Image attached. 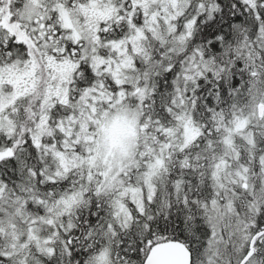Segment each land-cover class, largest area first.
<instances>
[{
  "label": "snow or ice",
  "instance_id": "1",
  "mask_svg": "<svg viewBox=\"0 0 264 264\" xmlns=\"http://www.w3.org/2000/svg\"><path fill=\"white\" fill-rule=\"evenodd\" d=\"M0 264H264V0H0Z\"/></svg>",
  "mask_w": 264,
  "mask_h": 264
}]
</instances>
